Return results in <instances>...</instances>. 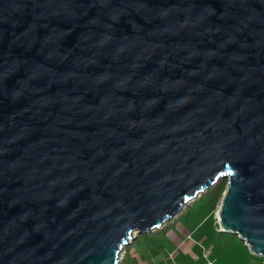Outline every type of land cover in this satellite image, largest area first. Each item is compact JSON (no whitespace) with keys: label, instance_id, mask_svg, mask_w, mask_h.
Here are the masks:
<instances>
[{"label":"water","instance_id":"95a60500","mask_svg":"<svg viewBox=\"0 0 264 264\" xmlns=\"http://www.w3.org/2000/svg\"><path fill=\"white\" fill-rule=\"evenodd\" d=\"M224 179L264 258V0H0V264H122Z\"/></svg>","mask_w":264,"mask_h":264},{"label":"rangeland","instance_id":"374dc122","mask_svg":"<svg viewBox=\"0 0 264 264\" xmlns=\"http://www.w3.org/2000/svg\"><path fill=\"white\" fill-rule=\"evenodd\" d=\"M223 182H225V184L222 186ZM220 186L225 189L222 195L216 196L211 193L213 192V188L217 187L218 189ZM227 188V180L224 179L219 181L213 187H210V189L205 190L203 194L199 195L196 199L189 202L188 206H185L169 224L165 225L176 223L179 219L181 223H185L188 226L192 224V227L203 222V227L199 232V236H207V250H211L215 256H218V264H230L232 262L236 264H264V258H257L258 256H255L251 252L245 241L238 235L220 230L218 213ZM186 211L187 214H185ZM153 235L152 238L150 233L140 234L133 243L128 245L125 249V254H123L124 258L122 264H131L133 260V264H141L139 261L140 256L151 255L152 252L156 251L159 241L157 242L154 239L158 238L160 234ZM173 263L172 261V264Z\"/></svg>","mask_w":264,"mask_h":264},{"label":"crops","instance_id":"0c3cea01","mask_svg":"<svg viewBox=\"0 0 264 264\" xmlns=\"http://www.w3.org/2000/svg\"><path fill=\"white\" fill-rule=\"evenodd\" d=\"M185 214H187V211ZM179 220L171 225H165L161 228L162 230L160 229L163 232L158 238L154 239L157 242L159 241L156 251L152 252L151 255L140 256L139 261L141 264H172V261L173 264H218V256H215L211 250H207V236H199L203 222L192 227V224L188 226ZM155 232L153 233L155 234ZM153 233H150L152 238ZM133 262L134 260L131 264ZM230 264L236 263L232 262Z\"/></svg>","mask_w":264,"mask_h":264},{"label":"trees","instance_id":"16d2710c","mask_svg":"<svg viewBox=\"0 0 264 264\" xmlns=\"http://www.w3.org/2000/svg\"><path fill=\"white\" fill-rule=\"evenodd\" d=\"M223 184H225V182H223L222 183V186H223ZM222 186H220V187H218V189H217V187H215V188H213L212 189V191L213 192H211V193H213L214 195H216V196H220V195H222L223 194V192L225 191V189H224V187H222ZM188 210V209H187ZM162 230V229H161ZM160 229L158 230V231H160V232H158L157 231V233L158 234H161L163 231H161ZM157 233H155V234H157ZM154 234V233H153ZM139 236V235H138ZM137 236V237H138ZM257 258H259V259H263V257H257Z\"/></svg>","mask_w":264,"mask_h":264}]
</instances>
